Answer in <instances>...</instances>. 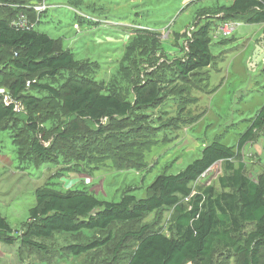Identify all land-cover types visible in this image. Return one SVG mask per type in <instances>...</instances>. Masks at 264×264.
Returning <instances> with one entry per match:
<instances>
[{
	"label": "rangeland",
	"instance_id": "obj_1",
	"mask_svg": "<svg viewBox=\"0 0 264 264\" xmlns=\"http://www.w3.org/2000/svg\"><path fill=\"white\" fill-rule=\"evenodd\" d=\"M232 1L47 0L48 8L39 14L24 9L33 29L55 40L79 65L41 83L60 91L78 82L131 104L135 86L153 83L158 100L130 118L103 119L97 128L79 121L77 131L65 137L58 135L69 126L62 99L31 91L38 104L28 116L43 130L42 144L52 157L47 162L36 159L31 151L35 136L20 120L0 126V219L15 241L12 246L0 244V264H126L134 248L133 240L124 239L127 233L147 225L173 236L175 211L170 208L105 233H57L36 240L43 250L20 242L36 190L86 193L107 202L128 195L143 198L158 175L179 173L206 145L217 141L236 146L264 105V23L229 17L225 9ZM203 25L209 26L213 62L183 78L174 62L184 59L187 41ZM231 26L235 30L227 35L224 30ZM16 111L25 108L19 103ZM239 159L246 176L264 173V128ZM223 174V163H217L190 187L194 193L208 186L219 191L217 179ZM109 233L112 240L95 252L74 257L68 250L104 240ZM241 261L220 249L206 264Z\"/></svg>",
	"mask_w": 264,
	"mask_h": 264
},
{
	"label": "trees",
	"instance_id": "obj_2",
	"mask_svg": "<svg viewBox=\"0 0 264 264\" xmlns=\"http://www.w3.org/2000/svg\"><path fill=\"white\" fill-rule=\"evenodd\" d=\"M26 1L12 0L18 5ZM21 11V8L0 7V84L6 85L13 100L6 105L0 97V126L11 119L23 122L35 136L31 151L39 162L49 161L52 152L42 144L43 130L28 116L38 104L31 91H44L55 99H62L69 126L58 135L65 137L77 131L79 121L97 128L103 119L130 118L136 110L158 100L153 83L135 86L132 104L112 95H102L95 87L78 82H69L60 91L41 83L43 79L55 78L61 71L78 69L79 65L48 35L34 29L13 28L10 23ZM225 11L229 17L242 19L245 24L264 23V7L257 0H233ZM213 58L209 26L203 25L191 34L185 57L174 62L175 69L186 78L208 68ZM19 103L25 108L22 113L16 111ZM263 128L264 105L234 148L217 141L206 145L199 158L179 173L158 175L143 198L128 195L118 202H107L86 193L36 190L35 205L29 210L20 242L38 251L42 248L36 240L50 239L57 233H105L114 225L140 222L152 213L173 208V236L151 231L147 225L124 236L134 241L126 264H206L220 249L240 256V264H264V173L246 176L245 164L239 159L245 145ZM236 160L239 162L235 166ZM220 162L224 174L217 179L219 191L208 186L194 193L190 184ZM247 227L251 229L245 233ZM8 235V228L0 219V244L15 243ZM111 240L109 233L104 240L74 244L68 250L79 257L106 247Z\"/></svg>",
	"mask_w": 264,
	"mask_h": 264
},
{
	"label": "built area",
	"instance_id": "obj_3",
	"mask_svg": "<svg viewBox=\"0 0 264 264\" xmlns=\"http://www.w3.org/2000/svg\"><path fill=\"white\" fill-rule=\"evenodd\" d=\"M47 0H36L31 1L29 5H18L14 4L12 0H0V7H8V8H21L22 11L17 14V16L11 21L10 25L15 29H21V30H31L34 27L30 23L28 16L24 11V9H31L32 12L39 14L41 12H44L48 8V4L46 2ZM263 7H264V0H257ZM235 30V26L227 27L225 28V33L227 35L233 33ZM0 97H2V100L4 104L9 105L13 103V100L9 94V92L4 89L0 90ZM17 110V107H16Z\"/></svg>",
	"mask_w": 264,
	"mask_h": 264
},
{
	"label": "crops",
	"instance_id": "obj_4",
	"mask_svg": "<svg viewBox=\"0 0 264 264\" xmlns=\"http://www.w3.org/2000/svg\"><path fill=\"white\" fill-rule=\"evenodd\" d=\"M4 245V244H3Z\"/></svg>",
	"mask_w": 264,
	"mask_h": 264
}]
</instances>
